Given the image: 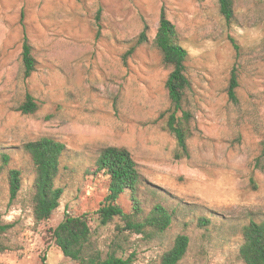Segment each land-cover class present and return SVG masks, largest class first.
I'll list each match as a JSON object with an SVG mask.
<instances>
[{
  "label": "rangeland",
  "instance_id": "374dc122",
  "mask_svg": "<svg viewBox=\"0 0 264 264\" xmlns=\"http://www.w3.org/2000/svg\"><path fill=\"white\" fill-rule=\"evenodd\" d=\"M234 5L228 22L219 0H0V225H11L0 231L8 247L0 264H78L51 239L66 210L87 213L94 239L108 249L119 221L102 225L95 213L108 177L92 171L106 146L127 147L159 191H142L147 209L162 202L176 210L163 234H127L134 264H158L182 233L190 247L180 264H245L238 255L241 228L264 216V0ZM163 9L188 51L189 157L177 156L167 129L171 67L154 44ZM145 27L148 40L137 45ZM25 37L37 60L29 78L22 67ZM234 67L236 101L228 93ZM26 94L38 101L34 114L18 110ZM42 137L67 150L56 180L64 190L60 206L36 224L35 172L23 146ZM12 169L21 172L14 199ZM119 202L132 204L128 194ZM201 217L210 223L200 226Z\"/></svg>",
  "mask_w": 264,
  "mask_h": 264
},
{
  "label": "trees",
  "instance_id": "16d2710c",
  "mask_svg": "<svg viewBox=\"0 0 264 264\" xmlns=\"http://www.w3.org/2000/svg\"><path fill=\"white\" fill-rule=\"evenodd\" d=\"M222 16L231 22L235 17L234 0H219ZM148 40L147 27L137 39V45ZM154 44L163 56L165 64L171 67L166 80V89L172 102L173 110L167 119V129L175 137L179 151L177 156L189 157L188 125L192 113L185 108V97L191 82L187 75L186 61L188 51L180 44V33L176 25L167 17L163 9L160 14L159 26L154 38ZM236 49L238 45L234 43ZM134 48V47H133ZM129 50V53L133 51ZM22 67L24 78H29L36 71L37 60L33 47L27 37L22 48ZM239 86L236 67L232 69L228 93L233 101L237 100L236 89ZM39 109L38 101L26 94L23 104L18 110L24 114H34ZM181 112V116L178 115ZM262 156L264 157V138L261 140ZM33 163L35 178L33 182L32 210L36 224L51 219L53 212L60 206L63 188L56 185L60 171L61 159L67 150L66 145L52 137H42L29 141L23 146ZM3 159L8 160L4 155ZM94 173H104L108 177V194L95 211L102 225H107L118 219L117 235L108 244V249L101 248L94 239L93 227L87 213L74 214L66 210L63 220L52 229L51 239L62 250L63 254L78 264H134L136 254L125 248L127 234H141L153 238L165 233L173 224L176 210L169 209L162 202L155 203L150 209L144 204L141 193L152 190L139 169V164L131 151L124 146L103 147L96 158ZM11 197L14 199L21 188V172L12 169L9 172ZM153 191V190H152ZM160 195L159 191H153ZM129 195L131 207L127 209L119 201L124 195ZM210 219L201 217L200 226H206ZM11 225H0L4 232ZM242 243L239 248V258L245 264H264V216L261 219H251L241 228ZM190 247V237L187 234L176 236L173 245L159 258L158 264H180ZM8 247L0 243V251ZM43 259V264H46Z\"/></svg>",
  "mask_w": 264,
  "mask_h": 264
}]
</instances>
